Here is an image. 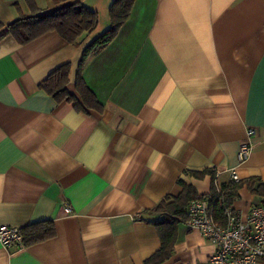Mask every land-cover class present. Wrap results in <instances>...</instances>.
Instances as JSON below:
<instances>
[{"label": "crops", "instance_id": "1", "mask_svg": "<svg viewBox=\"0 0 264 264\" xmlns=\"http://www.w3.org/2000/svg\"><path fill=\"white\" fill-rule=\"evenodd\" d=\"M33 1L39 12L78 1L98 22L74 44L55 31L0 39V226L51 220L55 231L18 250L0 242V264H142L160 246L159 216L145 211L178 195L179 180L210 192V175L185 170L264 180V0H135L83 68L101 112L56 102L39 83L69 63L78 97L81 53L109 27L113 0ZM29 14L25 0H0V23ZM243 143L252 149L239 161ZM238 195L231 207L246 218L260 198L245 185ZM214 250L182 222L160 264H201Z\"/></svg>", "mask_w": 264, "mask_h": 264}, {"label": "trees", "instance_id": "2", "mask_svg": "<svg viewBox=\"0 0 264 264\" xmlns=\"http://www.w3.org/2000/svg\"><path fill=\"white\" fill-rule=\"evenodd\" d=\"M30 8L29 15H20L8 24L0 23V39L9 35L18 44H26L36 37L49 32H57L69 43H76L84 33L91 32L97 25L98 16L96 12L86 8L78 1L67 3L51 11H41L36 7L33 0H25ZM66 1V0H57ZM135 0H113L109 7V27L89 42L83 49L75 76L76 97L70 94L66 85L70 64L64 63L51 71L40 83L39 87L50 95L56 102L69 101L79 111L89 109L101 112L103 105L98 101L92 90L85 83L82 72L89 57L99 54L117 36L120 28L128 19ZM185 174L195 178H203L210 175L211 186L207 194H198L195 188L179 180L182 190L176 196H166L153 208L145 212L159 216L153 221L160 239L159 248L146 258L142 264H160L167 260L173 250L177 239L178 224L187 222L188 204L201 197H209L212 205L214 220L225 223V209L231 207L232 202L238 195V189L246 186L254 195L260 198L259 205L264 206V180L258 176H250L239 181L230 180L226 183L215 182V172L211 168L201 171L185 170ZM232 208V207H231ZM25 245H31L54 236V226L51 220L31 223L20 228Z\"/></svg>", "mask_w": 264, "mask_h": 264}, {"label": "built area", "instance_id": "3", "mask_svg": "<svg viewBox=\"0 0 264 264\" xmlns=\"http://www.w3.org/2000/svg\"><path fill=\"white\" fill-rule=\"evenodd\" d=\"M251 149L248 143L240 145L238 160H245ZM228 172L231 180L239 181L234 168ZM70 210V206L64 207L66 213ZM186 213L188 226L198 230L215 247L201 264H264V206H253L246 218L228 207L225 209V223L219 224L213 218L212 205L206 196L192 200ZM0 242L6 248L21 249L24 242L20 228L1 225Z\"/></svg>", "mask_w": 264, "mask_h": 264}]
</instances>
